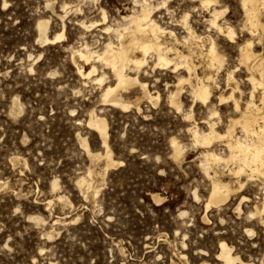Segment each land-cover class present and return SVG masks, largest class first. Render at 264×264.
Wrapping results in <instances>:
<instances>
[{
    "label": "rangeland",
    "instance_id": "1",
    "mask_svg": "<svg viewBox=\"0 0 264 264\" xmlns=\"http://www.w3.org/2000/svg\"><path fill=\"white\" fill-rule=\"evenodd\" d=\"M135 7V0H0V264H224L222 241L244 260L264 264V212L251 216L264 202V173L248 168L237 178L214 162L208 173L206 147L191 131L208 130L213 104L220 132L238 115L232 101L218 104L219 95L236 84L228 82L230 70L242 105L252 90L260 100L263 87L254 88L250 76L262 75L242 60L240 45L252 40L264 57V4L262 24L252 33L241 1L220 0L218 8L226 13L218 22L232 25L234 38L211 25L214 7L199 0H170L157 9L154 18L179 38L166 35L167 44L189 53L196 64L193 81L213 76L212 103L195 101L189 81L178 85L188 76L183 63L155 65L156 55L149 54V64L127 72L137 73L156 98L134 86L122 91L132 102L125 110L103 101L105 88L117 82L112 67L97 57L86 62L74 51L89 43L101 53L108 41L117 44L122 16ZM186 13L200 37L189 44L181 20ZM41 19L48 21L52 41L40 36ZM209 36L224 59L219 67L201 54V38L207 44ZM93 64L92 78L79 73L78 66ZM102 74L100 83L95 78ZM177 88L179 106L171 101ZM92 113L108 122L114 165H108L102 137L89 124ZM235 131L241 133L240 127ZM85 139L92 154L102 156L90 155ZM173 139L182 144L181 156ZM222 140L210 149L223 155L229 150ZM215 169L234 191L226 202L207 207ZM83 178L87 182L80 184ZM243 196L249 198L240 211Z\"/></svg>",
    "mask_w": 264,
    "mask_h": 264
},
{
    "label": "bare ground",
    "instance_id": "2",
    "mask_svg": "<svg viewBox=\"0 0 264 264\" xmlns=\"http://www.w3.org/2000/svg\"><path fill=\"white\" fill-rule=\"evenodd\" d=\"M5 1L6 0H4V2ZM169 1L170 0H160L155 3L153 0H135V5L137 7H135L131 14L122 16L125 20L124 26L121 28L120 26L122 25H119V28L121 29L118 28L115 31L118 39L117 44H114L112 40L108 41L104 46L105 48L103 47L104 50H102L101 53L96 52V50H92V47L90 48L89 43H86L84 45L85 50L82 48L74 51V56L79 55L80 58L84 59L86 62H89L92 59L95 60V57H97V60H100L112 67L117 78V82L116 84L108 85L105 88L103 93L104 102H108L111 105L124 108L125 110L128 109L129 107H131L132 102L126 100L122 96V91H127L134 86L139 87L142 90L141 93L143 92V96L150 98V100L156 98L150 92L147 83H145L144 81H140L137 73L136 75H131L127 72L128 68L139 72L142 68H144L143 66L149 64L147 63L148 55L152 54L156 55V62L154 61L155 65L167 66L171 62H174L177 68L180 63H183L188 71V76L181 77L178 81V85L183 83L184 81H189L192 87V94L195 101L198 100L204 104L212 103L213 90L211 81H213V76L208 75L198 77V79H196L197 81L194 82L193 77L198 76L196 71L197 67L196 64L192 62L190 54L186 53L173 44H167L168 39L165 40L167 38L166 35H169L170 37L173 36L176 40H179V38L173 30L164 28L156 20V18H154V12L161 7H168ZM199 1L200 5L204 7H214L211 12V18L209 19L211 25L218 31L226 33L228 37L234 38L235 30L233 29V27H231L232 25L229 26L227 24L226 27H224L222 26V22L221 24L219 23L220 21L218 22L220 15L225 12L224 10L218 8L220 0ZM240 1L242 7L246 12V26L253 33L257 29H259L260 25L262 24L259 16V5L260 3L264 4V0ZM221 17H223V15ZM181 20L188 33L184 37V43L189 44L191 43L192 39H199L200 37L198 36V34L196 35L195 31L192 28V25L189 23L187 13L184 14ZM47 25L48 21L42 19L41 21H39L38 28L40 31V36L42 38H45L47 41H52L53 39L49 38L47 35ZM61 36H63V34L58 35L57 38ZM201 39V43L203 45L201 54L209 59L212 66H221L224 59L221 55L222 53H220L217 48V43L215 39H213V36H209V42L207 43L208 45L205 43V40H203V38ZM179 43L180 42H178V44ZM252 46L253 41L247 40L244 44L240 45V53L242 60L248 63L250 68L259 70L262 75L261 78H256L253 73H251L250 76L254 88L260 85L263 87L260 100L255 98V91L252 90L250 91L251 93L249 95V99L243 106L239 97L236 96L235 93L236 90L240 91V85L238 86V82L233 75V71L230 70L231 72L229 71L227 77L228 82L230 80H233L236 82V84L228 95H224L222 93L219 95L218 104L221 105L228 101H232L234 111L238 112V115L229 119L225 132H220L217 128L220 120H214L215 116L219 117L220 113L217 110L218 107L216 108L213 104L209 107L210 114L208 116V120L206 121L208 130L205 131L203 129L200 130L199 128H191L196 143L202 144L206 147V150L203 153V162L204 164H206V171L208 173L209 167H207V165H210L212 162H214V164L223 163L226 166L228 175L237 174V178L243 172L247 171L248 168L253 172L264 173V57H259L260 54H256L253 49L254 47ZM78 70L81 75L91 77L96 71V65L93 64L90 69H86L84 66H78ZM95 79L101 83L104 81L105 75L102 74ZM180 90V88H177L175 93L171 95L172 103L177 106H179L180 103ZM218 119L221 118L219 117ZM89 124L93 128H95L102 137L103 145L107 148L106 156L109 162L108 165H114L115 160L111 157L110 151L108 149L109 125L106 118L99 116L96 113H92ZM237 126L240 127L241 131V133L239 134L235 131ZM219 138H222V141H226V147L228 148L229 153L222 155L215 152V150L213 151L210 149V146H212L214 142ZM178 141L176 139L172 140V145L174 147L176 155H180L182 153V144L180 145ZM83 142L90 155L97 157L102 156L100 153L95 154L94 152V154H92L89 148L88 141L85 139ZM229 162L234 163V166L231 167L229 165ZM219 172L220 171L218 169H215L214 175L212 176V189L209 194L208 203L206 205L207 207H209L212 203L220 204L226 202L234 191V188L231 185L232 182H226L221 179L220 176H218ZM79 182L80 184H84L87 182V180L83 178ZM238 182L239 188H242L243 182L240 180H238ZM195 196H197L196 191ZM248 198L247 196H243L241 198L240 203L237 206L238 210L241 211V202L243 200H248ZM263 212L264 202L255 206L254 211H251V216H255L257 214L262 215ZM260 219L262 222H264V218L262 216H260ZM219 258L223 261L224 264H255L254 262L244 260L239 254L233 253L232 247L225 241H222L220 243Z\"/></svg>",
    "mask_w": 264,
    "mask_h": 264
}]
</instances>
